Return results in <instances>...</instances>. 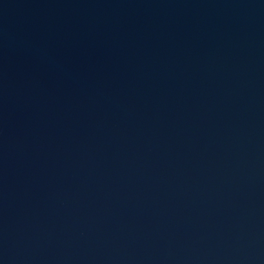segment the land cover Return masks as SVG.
<instances>
[{"label": "water", "instance_id": "obj_1", "mask_svg": "<svg viewBox=\"0 0 264 264\" xmlns=\"http://www.w3.org/2000/svg\"><path fill=\"white\" fill-rule=\"evenodd\" d=\"M0 264H264V0H0Z\"/></svg>", "mask_w": 264, "mask_h": 264}]
</instances>
